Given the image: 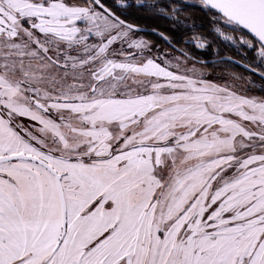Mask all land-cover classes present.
Wrapping results in <instances>:
<instances>
[{
	"label": "snow or ice",
	"instance_id": "snow-or-ice-1",
	"mask_svg": "<svg viewBox=\"0 0 264 264\" xmlns=\"http://www.w3.org/2000/svg\"><path fill=\"white\" fill-rule=\"evenodd\" d=\"M133 4L0 0V264H264V98L151 54ZM199 5L264 58V0Z\"/></svg>",
	"mask_w": 264,
	"mask_h": 264
},
{
	"label": "trees",
	"instance_id": "trees-1",
	"mask_svg": "<svg viewBox=\"0 0 264 264\" xmlns=\"http://www.w3.org/2000/svg\"><path fill=\"white\" fill-rule=\"evenodd\" d=\"M71 2L76 3L79 0H71ZM105 2L109 6L113 4V0H105ZM146 2H153L156 7L149 9L142 6L137 7L133 4L132 7L127 9L124 18L129 19L143 29H155L163 33L169 41L154 32L141 31L139 34L147 37L160 48L165 47L183 55L171 46L174 45L195 58L205 61L211 60L212 62L202 65H206L216 74L222 75L223 78L238 79L245 82L251 79L253 84L250 85L249 90L264 97V79L239 63L241 62L264 73V58L259 57L256 50L247 48L238 41L234 43L219 36L214 31V28L219 25L214 24L210 18L216 14L215 11L209 12L197 3H188L183 0H146ZM132 3L133 0H124V4ZM169 4L182 9V11L175 14L179 18V22L174 20L171 15L165 16L158 10L167 9ZM114 10H117L120 14V10ZM222 30L227 35L239 36L246 34L244 30L238 27L235 32L229 27H223ZM193 36L203 37L206 47L198 49L191 42H186ZM190 60L196 62L193 59Z\"/></svg>",
	"mask_w": 264,
	"mask_h": 264
},
{
	"label": "rangeland",
	"instance_id": "rangeland-1",
	"mask_svg": "<svg viewBox=\"0 0 264 264\" xmlns=\"http://www.w3.org/2000/svg\"><path fill=\"white\" fill-rule=\"evenodd\" d=\"M185 2L188 3H197L199 4V0H183ZM138 36L143 37L144 39H146L147 41L150 42L151 44V54L156 55V56H160L163 59H166L168 61H171L173 64L176 63V59L180 58L181 61L185 60V57L179 53H175L165 47H159L157 44L153 43L152 41H150L147 37L137 33ZM148 53L146 52L145 55H147ZM195 67V69L197 70L198 73H202L203 76L210 80L213 81L215 83H219V84H223V83H227L229 86H231L232 88H234L236 91H238L241 94H245L247 96H251V97H256L258 99L264 98L254 92H251L249 90L250 85L253 84V81L250 79L248 82L245 81H239L238 79L236 80H232V79H228V78H223L222 75L220 74H216L215 72H213V70H211L210 68H208L206 65H202L199 63H196L194 61H191L190 59H187L185 63L181 64V70L188 68L191 69ZM25 122V121H24Z\"/></svg>",
	"mask_w": 264,
	"mask_h": 264
},
{
	"label": "water",
	"instance_id": "water-1",
	"mask_svg": "<svg viewBox=\"0 0 264 264\" xmlns=\"http://www.w3.org/2000/svg\"><path fill=\"white\" fill-rule=\"evenodd\" d=\"M214 11V10H213ZM144 32H154V33H161V32H159V31H157V30H155V31H153V30H151V29H145L144 30ZM163 34V33H162ZM160 35V34H159ZM164 35V34H163ZM161 36V35H160ZM162 37V36H161ZM166 40V39H165ZM166 41H169L168 39L166 40ZM174 49H176L177 51H179L180 53H184V52H186V51H184V50H182L181 48H179V47H176V46H174V45H171ZM190 56H191V59H193V60H195L196 62H198V63H200V64H206V63H210V62H212L211 60H207V61H205V60H200V59H198V58H195V57H193L191 54H190ZM232 60V59H231ZM214 61H217V60H214ZM201 62H203V63H201ZM242 66H244L245 68H247L248 70H250L251 72H253V73H255V74H257L258 76H260L261 78H263L264 79V75H261V74H264L262 71H259V70H257V69H255V68H252V67H250V66H247V65H245V64H243V63H241V62H239Z\"/></svg>",
	"mask_w": 264,
	"mask_h": 264
},
{
	"label": "flooded vegetation",
	"instance_id": "flooded-vegetation-1",
	"mask_svg": "<svg viewBox=\"0 0 264 264\" xmlns=\"http://www.w3.org/2000/svg\"><path fill=\"white\" fill-rule=\"evenodd\" d=\"M26 122V121H25Z\"/></svg>",
	"mask_w": 264,
	"mask_h": 264
}]
</instances>
